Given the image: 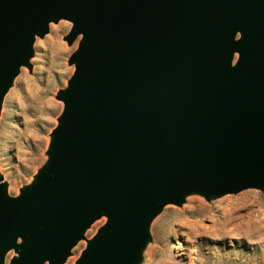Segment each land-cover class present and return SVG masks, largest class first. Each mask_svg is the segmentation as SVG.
<instances>
[{
  "label": "water",
  "instance_id": "obj_1",
  "mask_svg": "<svg viewBox=\"0 0 264 264\" xmlns=\"http://www.w3.org/2000/svg\"><path fill=\"white\" fill-rule=\"evenodd\" d=\"M71 23L48 162L0 183V264H136L166 205L264 188V0H0V109L35 40ZM1 182V178H0Z\"/></svg>",
  "mask_w": 264,
  "mask_h": 264
},
{
  "label": "rangeland",
  "instance_id": "obj_2",
  "mask_svg": "<svg viewBox=\"0 0 264 264\" xmlns=\"http://www.w3.org/2000/svg\"><path fill=\"white\" fill-rule=\"evenodd\" d=\"M71 23L50 24L36 39L30 70L21 68L0 109V178L9 197L33 184L48 162L51 134L63 104L56 99L74 68L68 65L80 38L64 40ZM94 222L64 264H75L86 242L104 224ZM150 239L136 264H264V188L204 198L187 195L166 205L149 226ZM18 254L10 250L3 264Z\"/></svg>",
  "mask_w": 264,
  "mask_h": 264
}]
</instances>
